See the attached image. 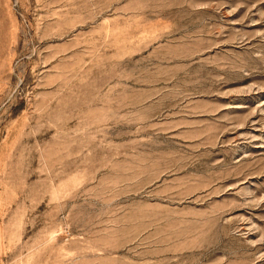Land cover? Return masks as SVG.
Instances as JSON below:
<instances>
[{"label": "rangeland", "instance_id": "obj_1", "mask_svg": "<svg viewBox=\"0 0 264 264\" xmlns=\"http://www.w3.org/2000/svg\"><path fill=\"white\" fill-rule=\"evenodd\" d=\"M0 264H264V0H0Z\"/></svg>", "mask_w": 264, "mask_h": 264}]
</instances>
